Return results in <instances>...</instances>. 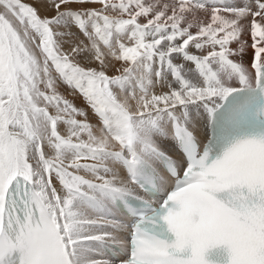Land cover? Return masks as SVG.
<instances>
[{"label":"snow or ice","instance_id":"1","mask_svg":"<svg viewBox=\"0 0 264 264\" xmlns=\"http://www.w3.org/2000/svg\"><path fill=\"white\" fill-rule=\"evenodd\" d=\"M0 264H264V0H0Z\"/></svg>","mask_w":264,"mask_h":264},{"label":"bare ground","instance_id":"2","mask_svg":"<svg viewBox=\"0 0 264 264\" xmlns=\"http://www.w3.org/2000/svg\"><path fill=\"white\" fill-rule=\"evenodd\" d=\"M75 103L79 105V104H81V103H82V101H81V100H79V99H77V100L75 101Z\"/></svg>","mask_w":264,"mask_h":264},{"label":"rangeland","instance_id":"3","mask_svg":"<svg viewBox=\"0 0 264 264\" xmlns=\"http://www.w3.org/2000/svg\"><path fill=\"white\" fill-rule=\"evenodd\" d=\"M28 2H30V0H28Z\"/></svg>","mask_w":264,"mask_h":264}]
</instances>
